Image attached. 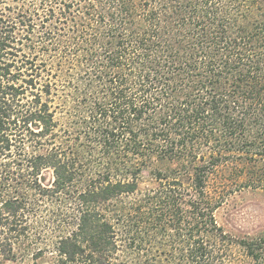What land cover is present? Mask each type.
<instances>
[{"label": "trees", "instance_id": "trees-1", "mask_svg": "<svg viewBox=\"0 0 264 264\" xmlns=\"http://www.w3.org/2000/svg\"><path fill=\"white\" fill-rule=\"evenodd\" d=\"M243 189L264 191V0H0V264H264V230L215 219ZM48 199L58 236L29 255Z\"/></svg>", "mask_w": 264, "mask_h": 264}, {"label": "rangeland", "instance_id": "rangeland-1", "mask_svg": "<svg viewBox=\"0 0 264 264\" xmlns=\"http://www.w3.org/2000/svg\"><path fill=\"white\" fill-rule=\"evenodd\" d=\"M63 91L64 89H62L61 85L53 91V107L55 106L56 108V118L59 117V115H63V117L64 114L68 115V109L70 110L69 113H71L72 104L70 103L69 106L67 104L64 105ZM64 120L66 121L67 119L65 118ZM60 122L61 124H64V121ZM41 183L44 186H47L51 183L50 171H46L42 174ZM151 185L152 182L146 180L142 183L141 186L149 188L151 187ZM65 203L66 204H63L62 201L61 204L62 206L64 205L63 207H66L68 205L67 201H65ZM38 209L36 211H30L29 215L33 218L36 216L34 229H36L37 233H43L40 234V236H42L41 240L39 244H34V242L31 241L27 247V251L25 249V246L23 247V243L19 242L20 244H15V249L18 252V255L20 254V252L24 251H26V253L30 255V253H34L39 248L45 249L49 244L55 241L54 239L58 236L56 232H53V227L55 226V224L51 222L52 215H55L54 217H56L57 219H59L60 215L59 210L56 211L55 209L54 202L50 199L42 201L38 205ZM215 219L218 225L223 227L225 231L232 234H252L257 231L264 230V191L243 189L240 192L232 194L230 196V199H228V201L223 206L215 211ZM31 263L32 260L29 256V258H24L22 260L18 259L17 261L4 260L1 264ZM36 264H55V260L51 256L45 255L43 258L38 260Z\"/></svg>", "mask_w": 264, "mask_h": 264}]
</instances>
